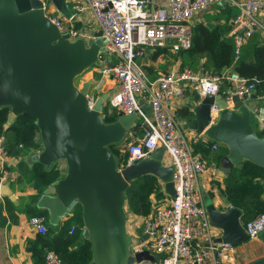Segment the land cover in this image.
Here are the masks:
<instances>
[{
	"label": "water",
	"instance_id": "water-1",
	"mask_svg": "<svg viewBox=\"0 0 264 264\" xmlns=\"http://www.w3.org/2000/svg\"><path fill=\"white\" fill-rule=\"evenodd\" d=\"M51 1L60 15L76 19L68 0ZM104 52L101 30L95 39H72L46 15L42 0H0V108L9 106L11 119L24 113L36 118L43 145L36 161L46 167L60 160L67 165L65 175L45 189L38 207L47 209L50 223L58 225L81 204L92 249L89 264L158 262L161 257L149 249L135 251L139 239L127 229L126 191L135 179L153 174L174 197L175 167L165 164L166 148L160 146L149 157L119 169L110 145L122 142L139 116L120 111L116 121L105 122L103 108L111 95L101 93L90 107L87 95L94 79L80 87L76 83ZM257 97L254 91L252 100L244 102L235 95L231 106L222 94H195L194 117L183 127L228 148L221 173L244 161L264 167V135L258 134L252 120L260 102ZM214 102L219 108L215 119L211 115ZM143 109L153 113L152 105ZM261 184L264 187V179ZM0 196L16 199L9 183L0 184ZM225 207L221 211L215 203L206 205L211 224L222 230L219 240L234 247L248 242L241 222L243 211L230 201ZM147 237L144 234L142 239ZM259 238L264 243V230ZM245 264H264V256Z\"/></svg>",
	"mask_w": 264,
	"mask_h": 264
},
{
	"label": "built area",
	"instance_id": "built-area-1",
	"mask_svg": "<svg viewBox=\"0 0 264 264\" xmlns=\"http://www.w3.org/2000/svg\"><path fill=\"white\" fill-rule=\"evenodd\" d=\"M42 1L46 15L62 32H69L72 39H95V33L85 28L88 21H83L80 29L74 25L81 15L91 13L102 31L106 47L96 65L103 77H112L120 85L108 104L111 108H118L127 114L137 113L143 118L145 133L129 143L127 163L119 169L149 157L160 146L166 148L170 165L175 167V196H169L160 204L152 197L153 208L145 216L142 233L137 230L135 214H128V232L139 239L135 251L149 249L161 257L158 262L143 263L242 264L235 254V247L219 240L222 230L210 222L200 186V176L208 169L207 162L195 152L181 120L170 106L175 97L183 96L187 89L201 97L222 94L233 106L235 95L244 102L252 99L256 90L255 81L231 68L219 74L205 73L203 76L179 70L161 73L151 79L138 60L147 48L168 46L175 52L190 48L194 17L213 5L224 3L239 9V14L229 20V35L233 39L237 60L249 38L257 30L264 31V22L260 19L264 13V0H165L162 6H155L154 0H72L71 7L68 0L75 20L60 15L51 0ZM108 57L113 61L110 62ZM223 81L230 86L224 92L221 87ZM100 95L98 86H92L87 95L90 107ZM257 98L260 102L254 114L264 127V97ZM147 103L153 107L152 114L143 109ZM218 112L217 102H214L211 105L213 119ZM219 145L213 144V149ZM10 160L5 140L0 137V184L14 179ZM60 168L65 169V165L60 164ZM46 222L45 216H34L30 220L31 225L43 234L48 230ZM243 226L249 240L259 238L264 230V212ZM73 231L72 228L71 233ZM144 234L148 237L143 240ZM46 264H64V261L55 250H48Z\"/></svg>",
	"mask_w": 264,
	"mask_h": 264
},
{
	"label": "trees",
	"instance_id": "trees-1",
	"mask_svg": "<svg viewBox=\"0 0 264 264\" xmlns=\"http://www.w3.org/2000/svg\"><path fill=\"white\" fill-rule=\"evenodd\" d=\"M238 14L239 9L224 5L219 11L209 14V22L197 23L193 27L192 46L180 50L177 54L181 70L219 74L226 68H232L242 76L255 81L256 95L264 97V39L253 42L251 60L247 59L245 47H243L241 56L236 60L234 43L227 33L230 29L228 21ZM74 25L76 29L82 27L78 22ZM163 51L166 52L165 49H157L154 57L156 58ZM119 113L118 108H111L108 103L104 105L103 118L105 122L116 121ZM10 114L9 106L0 108V137L5 140L9 155L21 157L32 149H41L43 145L41 139L38 138L40 130L36 124V118L29 113H24L11 119ZM177 117L181 121L188 122L193 118V111L189 106L182 107L177 111ZM257 132L263 136L264 127L257 129ZM132 133L139 137L144 135L145 125L141 116L122 142L110 145L119 167L127 163V149L133 139L130 137ZM216 143L218 142L213 140H198L193 143L195 152L202 156L208 166H220L222 158L228 153V148L225 146L219 145L217 149H213V144ZM18 169L20 177L33 182L36 194L30 195L27 200L23 196H19L17 202L6 196L5 201L0 202V228L7 223L3 212L8 210L11 216L14 215L16 203H20L22 207L18 211L19 213H25L29 217H47V232L45 234L37 233L35 238L29 239L27 243V249L32 254L33 264H46L48 250H55L62 257L64 264H89L92 260V249L84 231L81 204L74 207L73 216H69L66 221H62L56 226L50 223L48 210L37 205L42 192L51 183L62 178L67 169L60 168V161L51 167H46L38 161H35L31 166L24 160H21ZM262 179H264V167L251 161H244L226 174L222 193L227 200L243 211L241 218L243 225L264 212ZM162 189L163 185L160 179L153 174H146L135 179L126 191L128 212L138 216L149 215L153 208L152 196L155 194L157 198L162 199L167 195ZM72 228L74 231L71 233ZM138 231L142 233V229Z\"/></svg>",
	"mask_w": 264,
	"mask_h": 264
},
{
	"label": "crops",
	"instance_id": "crops-1",
	"mask_svg": "<svg viewBox=\"0 0 264 264\" xmlns=\"http://www.w3.org/2000/svg\"><path fill=\"white\" fill-rule=\"evenodd\" d=\"M70 2H71L70 3V7H71L73 2H72V0H70ZM164 3H165V0H154L155 6H162V5H164ZM224 5H228V4L224 3V4L213 5L210 8H208L207 10L196 15L192 21L193 27L197 23L209 22V20H210L209 14H214L215 12L219 11ZM88 19L90 20L91 23H93L94 28H95V32H93L92 30H91V32L96 33L97 31H100V29L96 25L94 18L90 12H86L85 15H81L80 18L77 20V22L80 23L81 25H84L83 21L87 22ZM260 19L264 22V13L262 15H260ZM212 22H214V21H212ZM89 24L90 23L86 24L85 28H87L88 27L87 25H89ZM229 26H230V24H229ZM87 31H89V30H87ZM229 33H230V29L227 33V36L229 38H231ZM263 39H264V31H261V30H257L252 35V37L249 38V40L247 41V43L244 46L246 48V56H247L248 60L252 59L251 46H252L253 42H255L256 40L262 41ZM159 48L165 49L166 52L163 51L162 53H160L155 58L154 57L155 51ZM178 52L172 51L168 46L157 47V48H147L145 54L142 57H140L138 61H139L140 65L143 67V69L146 71L148 77L151 79H155L161 73L177 72V71L181 70L180 61L178 60V57H177ZM108 60L110 62H112L113 58L110 59V57H108ZM91 78L94 79V83L92 86L93 87L98 86L99 93L108 92L112 97L120 89L119 82L116 79H114L112 77H103L101 75V72H100L98 65H95L92 68L90 67L89 69H87V71H85L84 73H82L80 75V84L79 85L82 86V84L85 81H87ZM221 87H222V92H224V91L228 90L230 86H228L227 83L225 81H223ZM195 94L196 93L193 92L192 90L187 89L183 96L175 97V99L173 100V103L171 104L170 107L175 112L176 116H177V111L179 109H181L182 107L189 106L190 109L193 110V107L197 104L194 101ZM150 105L151 104L147 103V106H150ZM193 117H194V113H193ZM181 122H182V125L184 123H186L185 121H181ZM254 126L256 129H263V125L259 122L258 118L256 119V123ZM184 131H185V134L188 137L192 146H193V143L198 141V140H204V141L210 140L207 137H205L201 134H198L193 129H185L184 128ZM130 137L133 138L131 140V141H133L136 138H138L139 136L132 133ZM38 138H40V134H38ZM220 145L223 146L222 144H220ZM41 149H39V150L32 149V150L28 151L26 155L21 156V157H12L11 156L10 162L12 165L10 166V169H11V171L15 172V175H14V179H10L7 183L10 184L12 191L16 196V199L14 200L16 202H17V199L19 196H23L24 199L27 200L30 195L36 194V190L34 188L33 182L28 181V179H26L24 177H20L18 166H19L21 160L28 162L32 166V164L35 161L34 162L30 161V157L32 155H36ZM26 158H27V160H26ZM62 162H65V161L61 160V163H60L61 165H63ZM164 162H165V164L170 165V160L167 157V155H165ZM219 168H220V166L209 165L208 169L204 173H202L200 176V186H201V191L203 194L205 204L208 205L209 203H215V205L221 211H225L226 210L225 202L229 201L224 197V195L222 193V190L225 187L224 181L226 178V174L221 173ZM163 190L162 191L165 194H167V192L165 191L164 185H163ZM44 191L42 192V194L44 193ZM42 194L40 195V197L42 196ZM169 196L170 195L167 194L162 199H159L154 194L152 197H154L160 204L164 201H167ZM5 197L0 196V202H4ZM40 197L38 198V200L40 199ZM21 207L22 206L20 203H16V210L14 212V215H12V216L9 214L8 210L3 212L4 217L7 218V223H5V225L1 226V228H0V264H33L32 254L27 249V243H28L29 239L35 238V236L39 232L30 223V220L32 217H29L25 213H19L18 212L21 209ZM68 218H69V216H67V215L62 217L59 223H61L62 221H66ZM144 220H145V216L135 215V223H136V226L138 227V228L136 227L137 230L142 229V231H143ZM54 226H56V225H54ZM246 244H247V242L241 244L238 247L240 252H243V249L245 248ZM236 251L237 250L235 249V254H236L237 258L242 262V264L248 263V262L256 259V258L249 259L248 257L244 258L241 256V254H238V252H236ZM140 264H146V263H140ZM180 264H185V263H180Z\"/></svg>",
	"mask_w": 264,
	"mask_h": 264
},
{
	"label": "rangeland",
	"instance_id": "rangeland-1",
	"mask_svg": "<svg viewBox=\"0 0 264 264\" xmlns=\"http://www.w3.org/2000/svg\"><path fill=\"white\" fill-rule=\"evenodd\" d=\"M50 1V0H49ZM70 1V0H69ZM88 23H90L89 25H87V29L89 31H93L95 32V28H94V25L93 23L90 22V20L88 19ZM87 71V70H86ZM76 83L78 86H80V76L77 77L76 79ZM256 119H257V116L255 114H253V124L255 125L256 123ZM37 160V157L36 155H32L30 157V161L34 162ZM63 161V160H62ZM60 163H61V160H60ZM63 165H65V168L67 169V165L65 162H62ZM127 213V219H128V214L130 212H128V210L126 211ZM140 235V234H139ZM141 236V235H140ZM240 246V245H239ZM239 246H236L235 249L237 250L236 252H238V254H241L242 257H248L249 259H252V258H259V257H262L264 256V243L261 241L260 238H257V239H254V240H249L245 246V248L243 249V252H240V250L238 249Z\"/></svg>",
	"mask_w": 264,
	"mask_h": 264
}]
</instances>
